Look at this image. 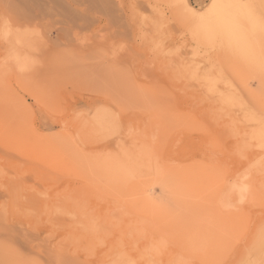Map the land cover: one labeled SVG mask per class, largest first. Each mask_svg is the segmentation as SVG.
<instances>
[{
    "label": "rangeland",
    "instance_id": "rangeland-1",
    "mask_svg": "<svg viewBox=\"0 0 264 264\" xmlns=\"http://www.w3.org/2000/svg\"><path fill=\"white\" fill-rule=\"evenodd\" d=\"M0 264H264V0H0Z\"/></svg>",
    "mask_w": 264,
    "mask_h": 264
},
{
    "label": "bare ground",
    "instance_id": "bare-ground-1",
    "mask_svg": "<svg viewBox=\"0 0 264 264\" xmlns=\"http://www.w3.org/2000/svg\"><path fill=\"white\" fill-rule=\"evenodd\" d=\"M65 1V0H64ZM68 3V2H67ZM69 5V4H68ZM51 9V8H50ZM53 9V8H52ZM66 11V10H65ZM69 12V11H68Z\"/></svg>",
    "mask_w": 264,
    "mask_h": 264
}]
</instances>
